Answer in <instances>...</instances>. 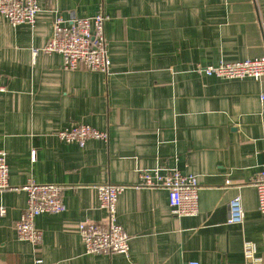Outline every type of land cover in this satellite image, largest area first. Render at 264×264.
Here are the masks:
<instances>
[{
	"label": "crops",
	"instance_id": "crops-1",
	"mask_svg": "<svg viewBox=\"0 0 264 264\" xmlns=\"http://www.w3.org/2000/svg\"><path fill=\"white\" fill-rule=\"evenodd\" d=\"M38 4L34 26L0 14V150L13 187L0 191V264H247L245 241L255 242L264 264V215L253 186L264 166V79L196 71L264 55V0ZM99 12L108 16V74L67 70L60 53L42 50L58 16ZM74 123L108 139L62 141L58 132ZM156 167L197 175L198 214H174L167 190L135 187L141 170ZM30 180L65 187L66 211L35 218L37 245L15 228ZM108 183L126 186L117 219L130 235L128 256L86 253L79 233L81 221H106L97 186ZM238 195L246 217L233 224L229 204Z\"/></svg>",
	"mask_w": 264,
	"mask_h": 264
},
{
	"label": "built area",
	"instance_id": "built-area-1",
	"mask_svg": "<svg viewBox=\"0 0 264 264\" xmlns=\"http://www.w3.org/2000/svg\"><path fill=\"white\" fill-rule=\"evenodd\" d=\"M40 11L38 0H0V14L13 25L29 24L34 26ZM108 16L99 12L93 16L64 18L58 16L53 23V34L42 49L46 53H60L64 57L67 70L86 68L108 74L112 64L108 42L105 35V23ZM264 28V19L261 21ZM196 71L206 76L225 79L256 80L264 79V55L241 61H221L217 65H198ZM4 88L0 86V92ZM264 100V95L262 96ZM62 141L85 146L89 139H108V133L85 123H74L58 132ZM36 152H32L35 160ZM253 186L258 192V208L264 215V166ZM136 188L164 189L169 195L172 212L178 216H193L199 211L200 185L196 174H183L178 168L156 167L140 172V183ZM13 188L9 182V164L7 151L0 150V191ZM64 186L60 184L38 183L30 180L21 187L28 195L27 206L16 222L18 237L33 245L40 243L42 231L35 226V218L44 213H60L67 207L63 201ZM126 186L121 184H101L97 186L100 206L105 209V222L84 220L79 223V233L86 253H118L126 256L130 253V235L117 219L119 194ZM18 189V188H15ZM229 223L241 224L245 221V210L241 196L230 200ZM6 208L0 207V215ZM244 256L247 264H259L263 261L257 254L253 241L244 242ZM41 262V260H37Z\"/></svg>",
	"mask_w": 264,
	"mask_h": 264
}]
</instances>
